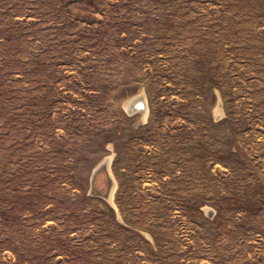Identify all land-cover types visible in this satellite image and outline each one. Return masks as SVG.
Returning <instances> with one entry per match:
<instances>
[{"label":"rangeland","instance_id":"obj_1","mask_svg":"<svg viewBox=\"0 0 264 264\" xmlns=\"http://www.w3.org/2000/svg\"><path fill=\"white\" fill-rule=\"evenodd\" d=\"M0 264H264V0H0Z\"/></svg>","mask_w":264,"mask_h":264},{"label":"bare ground","instance_id":"obj_2","mask_svg":"<svg viewBox=\"0 0 264 264\" xmlns=\"http://www.w3.org/2000/svg\"><path fill=\"white\" fill-rule=\"evenodd\" d=\"M142 96H137V97H135V98H133L132 100H130L127 104H126V107L128 108V109H135V108H139L138 109V111H140V110H143V108L142 107H144V100H142V98H141ZM146 105V104H145ZM219 111V110H218ZM134 111L132 110V112L131 113H133ZM220 113V112H219ZM110 159H106L100 166H104L105 168H106V174L108 175V180H110L111 181V183H112V185H111V187H110V189H109V191H108V196H107V199H109V200H111V195H112V192H113V190H115L114 188V184H116V183H114V180H113V178H112V175H111V173H110V169H109V165H110ZM100 166L97 168V170L96 171H98V169L100 168ZM97 188H100V187H103V191H101V192H103V193H105L106 192V189L108 188L107 187V181H106V178H105V176H102V175H100L99 177H98V179H97V181H96V185H95ZM99 197V196H98Z\"/></svg>","mask_w":264,"mask_h":264},{"label":"water","instance_id":"obj_3","mask_svg":"<svg viewBox=\"0 0 264 264\" xmlns=\"http://www.w3.org/2000/svg\"><path fill=\"white\" fill-rule=\"evenodd\" d=\"M143 108V107H142ZM133 110L132 109H129V112L131 113ZM102 175V176H105L106 178V181H107V189H106V192L103 193L101 191H103V187H100V188H97L95 185H96V181L98 179V177ZM112 183L110 180H108V175L106 174V168L104 166H100V168L98 169V171H94L92 176H91V180H90V190H89V194L91 196H95V197H100V198H107L108 196V191L111 187Z\"/></svg>","mask_w":264,"mask_h":264}]
</instances>
